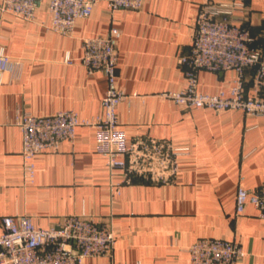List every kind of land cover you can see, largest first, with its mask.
I'll return each instance as SVG.
<instances>
[{"label":"crops","instance_id":"1","mask_svg":"<svg viewBox=\"0 0 264 264\" xmlns=\"http://www.w3.org/2000/svg\"><path fill=\"white\" fill-rule=\"evenodd\" d=\"M96 1L70 36L49 28L48 0L39 1L32 21L0 12V47L20 62L16 74L5 72L0 83V221L26 213L35 225L47 227L68 214L94 215L115 229L117 238L111 256L89 257L85 264H191L186 248L199 237L238 243L243 256L237 264H264V219L251 205L235 217L234 205L239 183L253 189L264 182V116L188 110L159 97L181 86L179 56L190 45L202 0H143L138 10L113 13L107 0ZM245 4L251 45H262L264 0ZM113 25L121 30L118 83L129 95L116 115L127 140L165 139L188 147L189 154L178 157L171 183H127L94 151V130L80 125L72 142L35 156L34 181L24 185L16 113L69 109L80 118L98 115L106 80L99 72L87 74L79 62L81 39ZM67 53L72 63L65 62ZM251 75L247 70L248 93H253ZM229 78V72L201 69L198 90L214 94L229 85Z\"/></svg>","mask_w":264,"mask_h":264},{"label":"built area","instance_id":"2","mask_svg":"<svg viewBox=\"0 0 264 264\" xmlns=\"http://www.w3.org/2000/svg\"><path fill=\"white\" fill-rule=\"evenodd\" d=\"M40 0H1L0 12L32 21ZM96 0H48L49 28L62 35L73 34L75 22L88 17ZM143 0H107L110 12L119 9L138 10ZM245 0H202L194 18L190 45L179 56L183 66L179 89L163 92V100L183 109L207 108L215 112L242 111L249 116H264V44L254 41L248 26ZM121 30L110 26L104 34L81 39L79 62L87 74L101 73L106 90L101 112L80 118L76 111L64 109L51 114L16 113L13 124L21 133V169L24 185L35 178L36 155L58 151L64 141L72 142L76 128L85 125L94 130V151L107 160L110 170H119L124 181L153 184L171 183L179 171L178 157L188 155V147H177L169 140L150 136L131 141L120 127L116 115L118 104L129 95L118 83L116 70L117 43ZM66 63L73 59L67 53ZM20 62L0 47V83L5 72L15 75ZM204 69L214 73L229 72V85L214 94L198 90L197 74ZM251 70L252 90L245 88L246 71ZM235 217L248 205L264 219V182L256 188L237 185ZM0 264H85L95 256H111L117 231L99 223L95 216L82 212L68 214L58 222L39 227L30 215L1 217ZM186 251L191 264H237L243 256L241 246L224 238L199 237Z\"/></svg>","mask_w":264,"mask_h":264}]
</instances>
